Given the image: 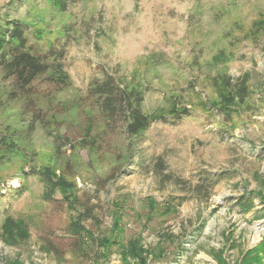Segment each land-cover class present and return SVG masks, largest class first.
<instances>
[{
  "label": "rangeland",
  "instance_id": "rangeland-1",
  "mask_svg": "<svg viewBox=\"0 0 264 264\" xmlns=\"http://www.w3.org/2000/svg\"><path fill=\"white\" fill-rule=\"evenodd\" d=\"M15 20L67 80L0 70V264H239L264 239V0H0ZM220 73L247 75L243 104ZM107 76L191 113L128 137L89 93Z\"/></svg>",
  "mask_w": 264,
  "mask_h": 264
},
{
  "label": "trees",
  "instance_id": "trees-1",
  "mask_svg": "<svg viewBox=\"0 0 264 264\" xmlns=\"http://www.w3.org/2000/svg\"><path fill=\"white\" fill-rule=\"evenodd\" d=\"M61 56V53L57 54ZM47 55H37L32 53L26 41L23 24L17 20L0 22V70L11 83L22 90L23 93L29 91L35 79L43 74L55 77L56 80L64 82L67 80L66 74L61 70L60 64H56L53 69L47 62ZM56 59V58H55ZM125 81H116L112 76L105 79L91 82L89 93L94 96L103 116L112 124L122 119L124 132L128 137H134L145 131L153 122H166L168 118L181 119L189 116L190 111L184 105H179V101L170 102L158 113L149 115L143 112L141 102L143 94L134 85ZM123 83V85H122ZM210 87L219 97L220 103L224 105L238 106L243 104L248 98L250 90L247 75L239 78L220 73L213 76L210 80ZM206 108V107H205ZM42 181L48 184L52 191H59L65 195L59 178L56 180L51 177L48 170H43ZM41 172H38V174ZM264 186V179L262 180ZM247 207V206H246ZM244 208V210L248 208ZM90 215V210L83 209ZM169 212L171 208L169 207ZM74 229V228H73ZM76 233L81 232L74 229ZM162 245V244H161ZM155 252L153 260L156 262L164 261V250L161 246ZM264 260V239L254 248L246 251L239 264H261ZM218 264H227L226 260L219 256Z\"/></svg>",
  "mask_w": 264,
  "mask_h": 264
}]
</instances>
